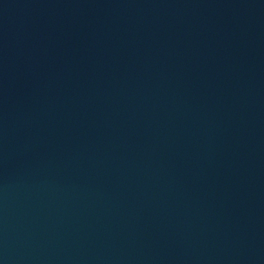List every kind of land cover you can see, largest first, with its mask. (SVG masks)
Returning <instances> with one entry per match:
<instances>
[{"label": "water", "instance_id": "1", "mask_svg": "<svg viewBox=\"0 0 264 264\" xmlns=\"http://www.w3.org/2000/svg\"><path fill=\"white\" fill-rule=\"evenodd\" d=\"M0 264H264V0H0Z\"/></svg>", "mask_w": 264, "mask_h": 264}]
</instances>
